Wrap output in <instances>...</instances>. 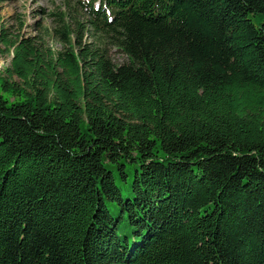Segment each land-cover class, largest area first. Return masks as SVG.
<instances>
[{
    "label": "trees",
    "instance_id": "trees-1",
    "mask_svg": "<svg viewBox=\"0 0 264 264\" xmlns=\"http://www.w3.org/2000/svg\"><path fill=\"white\" fill-rule=\"evenodd\" d=\"M63 1L0 15V264H264V0Z\"/></svg>",
    "mask_w": 264,
    "mask_h": 264
},
{
    "label": "rangeland",
    "instance_id": "rangeland-1",
    "mask_svg": "<svg viewBox=\"0 0 264 264\" xmlns=\"http://www.w3.org/2000/svg\"><path fill=\"white\" fill-rule=\"evenodd\" d=\"M81 2L86 3L87 0ZM63 6V0H0L1 21L10 36L32 38L40 42L44 49L60 51L62 44L53 33L56 22L51 14L60 11ZM79 9L78 19L83 22L85 9L81 6ZM2 49L3 46L0 45L1 72L10 63V55H2ZM112 53L118 62L123 60L119 52L113 50Z\"/></svg>",
    "mask_w": 264,
    "mask_h": 264
}]
</instances>
